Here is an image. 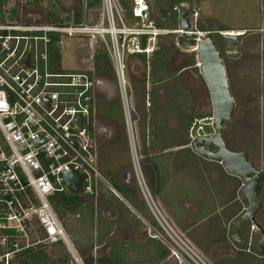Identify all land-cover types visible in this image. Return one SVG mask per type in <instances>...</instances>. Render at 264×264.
<instances>
[{
	"label": "built area",
	"instance_id": "1",
	"mask_svg": "<svg viewBox=\"0 0 264 264\" xmlns=\"http://www.w3.org/2000/svg\"><path fill=\"white\" fill-rule=\"evenodd\" d=\"M174 11L180 13L182 23V7L176 6ZM188 11L187 30L155 24L147 0L132 1L133 24L124 19L116 0H102L101 15L96 21L0 24V264H13L15 257L41 243L68 242L50 201L55 193L68 192L67 171L76 170L84 176L80 191L87 195H97L102 183L117 192L98 163L99 146L92 118L97 96L95 53L102 50L109 54L125 122L131 129L129 56L145 53L150 58L162 36L183 34L194 38L196 66L202 67L198 43L211 31L198 29V9ZM52 35L58 38L56 46L61 54L67 50L66 39L79 40L84 47L85 43H97L87 58H82L78 48L79 61L90 66L66 68L62 60L60 64L53 56ZM143 36L147 38L145 47L141 44ZM88 97H93L92 104L87 102ZM80 117L82 130L77 126ZM216 132L213 115L195 119L189 143L193 146L198 138ZM137 150L134 145L136 153ZM135 165L145 198L162 226L163 239L172 255L184 264H212L162 216L148 191L138 157Z\"/></svg>",
	"mask_w": 264,
	"mask_h": 264
},
{
	"label": "rangeland",
	"instance_id": "2",
	"mask_svg": "<svg viewBox=\"0 0 264 264\" xmlns=\"http://www.w3.org/2000/svg\"><path fill=\"white\" fill-rule=\"evenodd\" d=\"M20 1L21 0H11L6 5V10H9L12 6H16L18 7L21 15L30 16V13L34 12V10L36 12L38 11L40 14L43 11L42 15H44L46 9L49 7L48 0H44L43 6L38 9L36 8L37 10L34 8L35 6H28L27 8L24 7V5L27 4L25 3L26 0H22V2ZM55 1L56 0H54V2ZM57 1H59V3L64 7H69L74 3V0ZM147 1L150 5L154 23L157 24L158 22H162L165 24L166 28L172 29L168 26L169 23L162 14V9H170V0H162L161 6H159L155 0ZM184 8L186 10L194 8L199 10L198 29L201 31L209 30L213 32L214 35L215 33L242 34L239 39L228 41L223 49L219 45L224 54H226L225 52L227 50L237 52L236 55H224L232 91L237 102L234 118L230 121L229 128L225 131V137L233 149L246 150L256 165L264 169V0H192L191 3L190 1H186L184 3ZM101 10L102 6L98 8H89L85 19L88 21H96L101 15ZM172 13L173 11L171 12L170 10L169 15ZM127 21L131 22L130 20ZM179 26H181V23L174 25L173 29H178ZM180 35L181 34H169L162 36L159 39L157 49L159 45H171L174 47V66L176 65L178 68L175 69L177 70L184 87L190 90L191 96L194 100V103L190 106L191 108H189L190 113H200L206 118L207 116L213 115L211 92L201 72V68L196 66L197 53L192 51V48L195 45L192 46L187 42L181 43V39L188 40V38L184 35ZM79 42L80 41L76 39L65 40L67 50L62 53V59L63 65L66 68H88L90 66L89 63L85 65L79 61L78 56L80 51L78 48L82 51L85 48V52L84 54H81V56L82 58H87L89 57L92 48L98 47V44L96 43L92 45L90 43H85L86 45L84 47L82 44L79 45ZM150 78L151 73L149 62H145L140 56H129L128 89L131 101V114L129 115V118L132 120L130 125L131 129H129L126 122L125 132H123V129L120 128V124L116 123V121L112 118L106 117L98 112L93 115V119L96 125L108 127L109 129L107 130L110 131V134L105 133L104 137L99 134L96 136L100 145L99 152L101 167L103 170L113 167L119 170L120 175L125 171H134V189H136V191L137 189L140 190L145 199L144 202L149 207L151 212L149 217L151 220L148 222L150 223V221H156V224H148L145 222L146 225H143L140 221L133 224L131 220H128L127 215H124L125 219H120L123 211L121 212V208H117L118 206L110 202H98L96 206L101 214L114 222L113 232L108 236L105 243L100 244L97 242L96 234H93L86 227L85 223L77 219L74 215H70L68 219L69 232L66 228L64 229L68 237V242H66L65 245L74 258L71 264H83L81 257L77 253L78 245H75L74 240L79 241V245H87L91 242V239H93L95 244L94 249L91 252L94 253L96 257H99L104 253H109L115 242L135 241L139 243V245H137L138 248L131 252L130 257L127 259V264H184V262H182L175 255H170L166 258V260H157V252L154 248H152V244L149 245L147 243V240L150 237H157L159 238L160 243L169 247L163 239L164 231L162 226L160 225L152 207L148 204L135 172L137 157L140 164L142 163L141 150H139L142 143L141 137L144 132L149 134L151 131L147 128L144 129L145 113L143 111V106L146 108L149 107V96H147V93L149 94L151 89H154L159 93L160 99L156 108H159L161 104L167 102L168 82L163 80L156 85H152L149 81ZM162 78H165V76L163 75L160 77V79ZM107 79L111 84L115 85L114 79ZM143 81H146V89L143 86ZM115 89V93H112L113 91L110 92L111 89H109L102 94L107 97H111L113 95L114 97L120 99L116 85ZM178 119L179 116L175 113L169 115L170 130L173 133L168 141L169 149L167 151L177 153L175 156L171 155V157L174 156L171 160H177L176 162L181 172L178 173V171L174 169L175 166H171V173L176 172L171 174L173 175V181L171 180L170 183H173V185H177L178 187H180V184L183 183L184 190L191 188L189 195L185 194L188 198H191L194 196L193 192L195 193L196 188H199L195 181V175H200L202 172H205L208 177H211L216 169L221 170V168L220 165L215 162H204L200 165L199 159L194 150L193 151L195 153L191 152V156L185 159L183 153L184 148L182 146H177L176 143L177 139L180 138L179 136L184 134V131H177L179 128ZM124 133L126 137L124 136ZM132 134L133 139L131 140ZM134 145L138 148L137 153L134 151ZM127 147H129V150H127ZM186 181H188V183H186ZM146 183L148 185V191L153 196L155 204L162 216L166 218V220L174 227L175 231L183 237V239L189 241L212 264H231L229 257L226 255L227 251L225 249L218 250L216 247H213L209 253H204L200 248H198L194 242H192L190 236V233L192 232L188 231V228H190L191 225H186V212L181 219L182 223L179 224L174 214L169 211L170 209L176 211L174 203L171 207H169L165 204V202L163 203L162 200L161 202L159 200L160 198L157 199L158 196L153 194V189L149 185L148 179H146ZM217 187L219 191H217L216 195L222 193L221 187ZM260 199L264 205V192L261 194ZM214 203L216 210L222 209V214L226 207L223 208V206H220L221 204H219L216 200ZM259 214H261V217L264 216V207ZM209 219L211 218L208 217L207 222L210 221ZM223 221L225 220L221 219L220 223ZM204 222L200 223L201 225L199 224V226H197V224L195 227L192 225L191 227L193 228V232L198 227L203 229ZM217 224L218 223L210 221L209 227L201 230V233L203 231V234L206 237L209 235L211 236V234L216 236L218 234L217 228L219 227L216 226ZM169 249L171 251L170 247ZM48 250L51 254L55 255L60 253L61 248L58 249V247L49 245ZM235 250L237 251V249ZM250 255V258H252V256L257 257L254 254ZM259 259L260 258L257 257L251 264H263V262ZM14 261L15 263L17 262V260ZM245 264H247V262Z\"/></svg>",
	"mask_w": 264,
	"mask_h": 264
},
{
	"label": "trees",
	"instance_id": "3",
	"mask_svg": "<svg viewBox=\"0 0 264 264\" xmlns=\"http://www.w3.org/2000/svg\"><path fill=\"white\" fill-rule=\"evenodd\" d=\"M10 1L11 0H0V24L42 23L48 25H60L67 23H79L85 20L87 16V10L89 8H98L102 6V0H74V3L69 7H64L57 0L55 2L54 0H48L49 7L46 9L44 15H42L43 11L40 14L38 11L36 12L34 10V12L30 13V16H24L20 14L18 7L16 6H12L9 10H6V5ZM116 1L120 7V12L124 19L126 21L130 20L131 22L129 23L133 24L135 22V18L132 15L133 0ZM155 1L159 6L162 5V0ZM186 1H190V3L192 2V0H170V9H162L161 7L162 14L168 21V26L170 28L173 29L174 25H178L180 23V13L174 11V7H182ZM20 2H22V0ZM25 3H27L26 5H24V7L26 8L28 6H35L34 8L38 9L43 6L44 0H26ZM170 10L171 12L173 11L171 15H169ZM157 25L160 27H165V24L162 22H158ZM214 36L217 43L222 48L225 47L228 41L232 40L227 39L221 33H215ZM52 37L53 56L58 59L59 63L61 64V60L63 61L62 54L57 50L56 46L58 38H56L54 35H52ZM187 38L188 40L181 39L180 42H187L190 45L195 44V40L193 37ZM141 44L143 47L146 46L147 38L145 36H143ZM174 53V47H172L171 45H159L158 49L153 52L150 58H147L145 53L138 54L145 62H149L151 73V78L149 81L150 83H152V85H156L163 80L168 82L167 102L161 104L159 108H156V105H158V101L160 99L159 93L154 89H151L149 91V94L147 93V96H149V107L146 108L145 106H143V111L145 113L144 129L147 128L151 131L149 134H146L145 132L143 133L141 137V148L139 149L141 150L142 163H145V167L151 168L150 165L152 167L154 166L157 175L160 176L159 189L162 188L164 183V181L161 180L160 175L161 162L163 163L165 161H169L171 163V159L175 156L174 154H176V152L167 151L169 149L168 141L173 133L170 130L169 115L175 113L179 116L180 124L177 131H184V134L179 136L180 138L177 139L176 143L177 146H182L184 148L183 153L185 159L191 156V152L195 153L191 147H186L189 144L188 138L190 127L192 126L195 119L204 117L200 113L191 115V113L189 112V107L193 103L191 93L189 89L184 87L182 80L176 70L178 68L176 65L174 66ZM93 72L103 77H114L115 71L107 52L98 50L95 53ZM163 75L165 76V78L160 79V77ZM143 86L146 89V81H143ZM97 112L103 114L106 117L112 118L114 121H116V123L120 124V128H122L123 132H125L126 122L123 106L120 99L112 101H105V99L101 98L98 99L94 106V109H92V118L93 115ZM91 124V131L93 134V122ZM124 136L126 137L125 133ZM127 150H129V147H127ZM171 155L174 156L171 157ZM173 160L176 161V159ZM98 163L101 171L107 178H109L111 184L117 190V192L112 190L108 184L102 183L97 195H87L83 192V190H81L77 195H71L68 192L55 193L50 198V201L64 228H66V230L69 229V216L74 215L75 217H77V219L85 223L86 227L93 234H96L97 242H99L100 244L105 243L108 236L113 232L114 222L110 219H107V217L101 214L96 206L98 202H110L118 206L117 208H121L120 211H123L120 219H125L124 215H127L128 220H131L133 224H136L137 221H140L141 223H143V225H146L145 222L148 224H156V221H150V223L148 222L149 220H151V218L149 217L151 214L149 207L144 201H141L139 199L136 189L122 180L121 175L119 174V170L113 167H109L106 168V170H103L100 165L99 149ZM143 170L146 179H149L150 176H148L149 174H147L145 168H143ZM160 192L161 191L159 190L156 195H159ZM241 211L242 205L240 203L239 206L233 211V215L231 217L234 218ZM207 212L212 213L213 210L209 211L207 207H203L200 213V217L204 218ZM211 219L219 221V218L217 216ZM210 221L206 222L207 224L204 223L203 229L209 227ZM203 229L201 227H198L194 232L190 233V236L192 242H194V244L198 248H200L204 253H209L214 247L217 240L214 239L212 235H209L207 237L204 236L203 231L201 233V230ZM222 239H227V229L224 230ZM74 243L76 246L78 245L77 253L81 257L83 264H127V259L130 257L131 252L138 248L137 245H139V243L135 241L115 242L109 253H104L101 256L96 257L95 254L91 252L93 251L95 246L93 239H91V242H89L87 245H79V241L76 240H74ZM147 243L149 245L152 244V248H154L157 252V260H166V258L171 255L169 247H167L165 244L164 246L162 243H160L159 238L150 237L147 240ZM49 245L58 247V249L61 248L60 253H57L55 255L51 254L48 250ZM250 256L251 255L249 254L245 258H238V261L231 262V264H245L246 262L247 264H251L257 257L252 256V258H250ZM15 260H17V262L15 263L14 261L13 264H71L74 258L71 252L66 247L65 243L59 242L54 244L41 243L36 247H31L25 250L22 254L15 257ZM262 262L264 264V260Z\"/></svg>",
	"mask_w": 264,
	"mask_h": 264
},
{
	"label": "water",
	"instance_id": "4",
	"mask_svg": "<svg viewBox=\"0 0 264 264\" xmlns=\"http://www.w3.org/2000/svg\"><path fill=\"white\" fill-rule=\"evenodd\" d=\"M181 27L184 30L190 28V23L187 18V11L183 12ZM227 39L236 40L240 38L241 33H222ZM183 35V34H181ZM228 55L236 54V51H227ZM198 55L202 64L201 72L207 82L211 92L213 102V116L216 121L217 132L210 137H200L193 144V150L211 160H223L225 169L232 175H237L243 178L246 182L244 194L248 199V207L244 213L230 225V236L233 242L240 247L244 246L243 225L245 222L251 221L259 230V238L257 241V250L264 256V226L257 221V214L262 209V203L259 200L261 187L259 185L260 171L255 167L254 163L249 160V157L244 152H236L229 149L224 132L229 126V122L233 119L237 107V102L232 91L231 82L228 75V70L224 58V53L220 49L213 32H209L198 43ZM29 64V61H28ZM96 95H100L108 91H115V85L103 76L97 75ZM93 97H88L87 102L93 103ZM83 119L80 117L77 120V126L82 130ZM100 132V129L97 130ZM110 134V131L105 130ZM217 146V151H212V146ZM98 146L99 143H98ZM145 168V163L142 164ZM134 171H125L122 175L130 177ZM156 178V172L154 170ZM157 180V179H156ZM65 181L68 186V193L77 195L80 193V184L84 182V176L76 171L69 170L65 173ZM139 199L144 201V197L140 190L137 189Z\"/></svg>",
	"mask_w": 264,
	"mask_h": 264
},
{
	"label": "flooded vegetation",
	"instance_id": "5",
	"mask_svg": "<svg viewBox=\"0 0 264 264\" xmlns=\"http://www.w3.org/2000/svg\"><path fill=\"white\" fill-rule=\"evenodd\" d=\"M182 7H183L182 11H187V13L189 12L188 11L189 9H187V10L184 9V5ZM230 41H233V40H230ZM220 49H221V47H220ZM227 51L225 52L226 54H224V55H228ZM84 52H85V48L83 49V51H81V53L84 54ZM236 54H237V52H236ZM236 54H234V55H236ZM105 78H108V77H105ZM112 79H114V81H116L115 74H114V77ZM112 93H115V91L113 90ZM100 98L105 99V101H112V100L119 99V98L114 97L113 95L111 97L110 96L107 97L106 95L101 93L100 95L96 96L95 104H96L97 100ZM192 101L194 103L193 97H192ZM189 108H191V107H189ZM189 112H190V110H189ZM191 115H194V114H191ZM234 115H235V113H234ZM178 122L180 124L179 119H178ZM179 124H178V126H179ZM169 125H170V120H169ZM228 128H229V126L227 127V129ZM98 129H100L99 133L97 132ZM107 129H109V128L105 127V126L101 127L100 125H96V129H95L96 136L99 134V135H102L104 137L105 133H107L104 131ZM224 136H225V132H224ZM225 140H226V143H227L230 150L236 151V152L246 153L249 157V160L252 163H254L255 167L258 169V171H260L258 181H259V185L261 187V191H260V195H259V200L261 201L260 196L264 192V169H262L256 165V163L254 162V160H252L250 158V154L246 150L233 149L230 146L226 137H225ZM186 147H191L193 149V146H191L190 143ZM217 149H218L217 146H215V145L212 146V151H217ZM196 155L199 159L200 165L203 164L204 162L205 163L215 162V163H218L220 165L221 170L216 169L214 171V174L211 175V177H208L205 172H202L200 175L199 174L195 175V179H196L195 181H196L197 186L199 188H196L195 193L193 192L194 196H192L191 198H188V197L184 198V199H188L189 201L195 202L193 205H191L187 208L188 212L192 213V214L194 213L197 215V216L195 215V219H196L195 222L197 223L198 219L200 221L202 218V217H200V213H201L203 207H207L209 209V211L213 210V212H212L213 215L210 218H213L215 216H217L219 218L218 219L219 221H216L215 219H211L212 222L218 223L216 225L217 227L219 226L218 227L219 229L217 228L218 234L216 236H213L211 234L212 237L217 240L214 247H216L218 250L225 249L227 251L226 255L230 259V263L238 261V258H242V257L245 258L249 254H254L255 256L260 258L259 259L260 261H263L264 256L261 255L260 252L257 250V241L259 238V230L251 221L245 222L243 225V231H242L243 237H244V246L243 247H240L237 243L233 242L231 239V236H230V230H231L230 225L234 221H236L242 215V213H244L246 211V209L248 207V199L243 192L244 187L246 185L245 180L243 178H241L240 176L232 175V174L228 173L225 169V163L223 160H211L207 157L199 155L198 153H196ZM200 165H199V167H200ZM150 167L151 168L145 167V171L147 172V174H149L148 176H150L148 179L149 185L155 191L157 189V186H158V183H157L158 180H156L157 179V173H156V178H155V175H154L155 168H154V166L152 167L151 165H150ZM155 172H156V170H155ZM121 178L125 183H127L131 187L135 188V183H134L135 180H133L134 174H132L130 177H128L127 175L121 174ZM242 183H244V184H243V187L240 191V186L242 185ZM217 186L221 187L222 193L221 194L219 193L216 195L217 191H219ZM216 196L218 199L217 201L219 202V204H221L220 206L226 207L224 209V211L222 212V214H221L222 209L221 210L215 209L213 198ZM196 203H199L200 212L198 210ZM240 203L242 205V211L239 214H237V216L232 218L231 216L233 215V211L239 206ZM261 203H262V209H263V207H264L263 202L261 201ZM214 211H216V212H214ZM259 212L257 214V221L264 226V216L261 217V214H259ZM210 215H211V213H210ZM221 219H224L225 221L220 223ZM190 221L194 222V219H190ZM196 223L193 224L194 227L196 226ZM225 229H227V239L223 240L222 234H223ZM235 249H237V251ZM171 256H173V255L171 254Z\"/></svg>",
	"mask_w": 264,
	"mask_h": 264
},
{
	"label": "crops",
	"instance_id": "6",
	"mask_svg": "<svg viewBox=\"0 0 264 264\" xmlns=\"http://www.w3.org/2000/svg\"><path fill=\"white\" fill-rule=\"evenodd\" d=\"M177 154V153H176ZM175 155V154H174ZM177 161V160H176ZM175 160H171V163L169 161H165V162H161V180L164 181L163 183V186L161 189H159V175H157V180H158V186H157V189L154 191L153 190V194H157V192L160 190V194L157 195L158 198L160 201L162 200L163 203L165 202V204H167L169 207H171V205H173L174 203V206L176 207V211H173L172 209H170L169 211L171 213L174 214V216L176 217V220L178 221V223H182L181 222V219L183 218V215L185 214L186 212V225L189 224V225H193L195 224L196 222V219H195V215L196 214H192V213H189L188 212V207L193 205L195 202L193 201H189L188 199H184V198H187L186 195H189V193L191 192V188L187 189V190H184V185L183 183L180 184V187H178L177 185H173V183H170L171 180L173 181V175L171 174H174L176 171H178V173H181L180 172V169L178 168V165H177V162ZM143 163H141V166H142ZM171 166H175L174 169H176V171L174 173H171ZM143 169V168H142ZM143 173H144V170H143ZM172 179H171V178ZM176 181V180H175ZM186 183H188V181H186ZM159 189V190H158ZM186 194V195H185ZM219 197V196H218ZM215 200L217 201V196L213 198V201L215 202ZM142 201V200H141ZM161 201V202H162ZM218 202V201H217ZM162 203V204H163ZM219 203V202H218ZM215 204V203H214ZM197 207H198V210L200 212V206H199V203H196ZM223 208H225L223 206ZM197 210V211H198ZM209 212L206 213V215L204 216V218H201V220L199 222H197V226H199L200 223H203L204 221L207 222V218L208 217H211L213 214L211 213V215ZM179 216V218H178ZM197 216V215H196ZM190 219H194V222L190 221ZM199 220V219H198ZM210 220V219H209ZM204 222V223H205ZM207 224V223H206ZM187 225V226H189ZM201 225V224H200ZM182 226V225H180ZM190 226V228H188V231L190 232H193V228Z\"/></svg>",
	"mask_w": 264,
	"mask_h": 264
}]
</instances>
